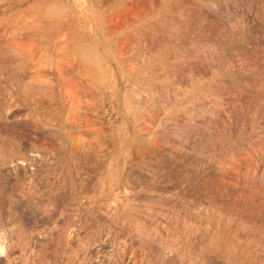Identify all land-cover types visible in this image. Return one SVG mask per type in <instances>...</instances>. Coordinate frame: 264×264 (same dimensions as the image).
Here are the masks:
<instances>
[{
	"label": "rangeland",
	"instance_id": "374dc122",
	"mask_svg": "<svg viewBox=\"0 0 264 264\" xmlns=\"http://www.w3.org/2000/svg\"><path fill=\"white\" fill-rule=\"evenodd\" d=\"M0 264H264V0H0Z\"/></svg>",
	"mask_w": 264,
	"mask_h": 264
}]
</instances>
